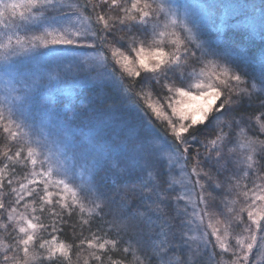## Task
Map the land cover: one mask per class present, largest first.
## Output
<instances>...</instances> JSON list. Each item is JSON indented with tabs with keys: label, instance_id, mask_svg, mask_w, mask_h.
I'll return each mask as SVG.
<instances>
[{
	"label": "snow or ice",
	"instance_id": "6c2138e0",
	"mask_svg": "<svg viewBox=\"0 0 264 264\" xmlns=\"http://www.w3.org/2000/svg\"><path fill=\"white\" fill-rule=\"evenodd\" d=\"M219 7L207 0L182 6L171 0L0 3L7 37L0 42V72L11 78L10 95L0 104V229L8 234L0 237V264H77L84 245V264H205L209 246L210 259L221 257L215 264H253L254 250L264 260V58L236 60L217 42L210 21ZM258 27L264 38V17ZM13 28L24 35L14 40ZM67 48L79 54L63 55ZM74 69H102V85L112 87L119 107L63 110L41 94L48 87L44 72L64 83L75 79ZM254 100L259 107L248 112ZM209 128L215 137L199 141ZM193 142L203 143V156L198 148L190 152ZM229 164L236 171L226 187L235 198L213 220L206 185L225 187L211 168L220 175ZM100 169L139 185L138 205L127 203V192L105 196L95 176L83 182L84 173ZM177 169L184 180L175 179ZM73 214L79 243L54 235ZM45 232L51 239L40 235ZM121 250L124 256L114 258Z\"/></svg>",
	"mask_w": 264,
	"mask_h": 264
},
{
	"label": "trees",
	"instance_id": "16d2710c",
	"mask_svg": "<svg viewBox=\"0 0 264 264\" xmlns=\"http://www.w3.org/2000/svg\"><path fill=\"white\" fill-rule=\"evenodd\" d=\"M233 1H234L233 2L234 6L231 7L236 8L234 12L229 11V9L226 12L224 8L219 7L212 13L211 21H210V31L214 36V38H216L218 43H221L228 48L229 52L233 55L234 59L240 60L241 58H246L249 63L255 64L259 59L264 58V38H262L261 32L258 27L259 21L261 20L262 17H264V0H233ZM200 2H202V0H198L197 3ZM222 2L223 4L225 3L224 1ZM254 2H258L262 4V9L260 10V13H255L254 11H251L250 4ZM222 11L225 12L223 16H221L223 13ZM254 25L256 27H253ZM65 50L68 51V49ZM69 51H75V50H69ZM117 71H119L118 68ZM101 72L102 69L83 71L80 73L79 76L77 75L78 77L76 76L75 79L70 80V82H64V83L60 82L58 83L59 84L58 86H53V87H60L58 88V90L51 89L50 92V88L49 89L46 88V89H42L41 94L50 95L52 99L55 101L56 107L63 110L69 108H76L77 111H84L85 109H94L97 112H102L113 105L119 107V101L116 99V93L113 91L112 87L108 85H102V81L100 78ZM124 79H125V86H127L128 78L125 77ZM136 90L138 91V89ZM60 91H62V93H60ZM0 104L2 103L0 102ZM141 104H143V101H141ZM259 104H260L259 100H254L252 103V107L248 109V112H251L255 108L259 107ZM245 107H247V105H245ZM88 114L91 115L92 113L89 112ZM243 114L246 116L248 113L246 112ZM153 120L155 121L157 127L160 128L162 132L163 129L161 128V121L157 120L154 116H153ZM249 134L251 135L253 133L250 132ZM259 135L261 139H264V134H259ZM214 137H215V131L209 128L204 132L200 133L198 140L206 143L209 139H212ZM4 142L5 141L3 138V133L2 130H0V147H3ZM193 144L194 147L190 149V152L194 154L195 149L198 148L201 156H203L205 154V148L203 146V143L193 142ZM13 151H15V146H13ZM212 169L215 179L222 182L225 185V187L219 188V191L214 192L213 191L214 189L212 187V181H208L206 185V190L212 193L211 195L213 196L212 198L216 197L219 205L218 213L226 212L225 205L235 198L234 192L230 191L229 194L226 192L228 190V188L226 187L227 177L231 173L235 172L236 169L233 165L229 164L227 170L223 171L222 174L220 175H217L215 167H212ZM23 171H24L23 169H18V174H22ZM189 171H190V166H189ZM96 174L98 175V177L95 178L96 179L95 183L99 188V190L105 194V196L113 197L117 193L127 192L128 196L130 197L127 200V203L129 205H138V196L141 194L139 185H133L131 183H128L126 185L125 183L117 182V178L110 171L106 169H100V171H98ZM165 178L166 177L161 178L162 187H166V185L162 183L163 179ZM123 179L124 178L121 177V180ZM205 179H206L205 177H201L202 182ZM175 187L177 192L181 190L180 188H177V186ZM133 189L135 190V194H133L132 191ZM9 191L10 190L7 188L6 185L4 189L5 194L2 197L6 206L12 200V197L8 194ZM143 191L147 193L149 190L144 189ZM117 202L119 203V200ZM181 204H183V202H181ZM19 208L20 211H23L22 204L21 206H19ZM169 211L174 213L175 209H170ZM43 219L45 223L49 222L50 218L47 213L43 214ZM64 219L67 220L68 223L63 225V231L55 233L54 235H57L60 239L65 240L67 242H72L73 240H75L76 243H79V239L81 237H80V225L77 215L73 214L71 217L65 215ZM111 219L112 217L108 213V209H105V221H110ZM50 231L51 230L49 229V232ZM40 235H42L43 238L45 239H51V236L47 232L41 233ZM83 235L84 236L89 235L87 228L84 229ZM110 235L113 238H116L115 230H113L110 233ZM6 236L7 238L4 236L3 229H0V237L4 239H8V234ZM209 239H213L214 242V238L209 236ZM193 245L195 246V244ZM83 248L84 251L82 252L77 264H84V260L87 257V252H88L87 246L84 245ZM212 251L213 249L211 248V246H209L208 256L203 257L205 264H215L216 261H219L221 259V257L219 256L212 257L210 259ZM216 251L219 252V249H216ZM75 252L76 250L74 249L72 254V259L74 261L77 260ZM0 255H2V253H0ZM123 256L124 254L122 250L120 252L113 253V257L116 259H120ZM227 258H228V254H225L223 259L226 261ZM127 259L128 260L132 259L130 254L127 256ZM195 259L198 260L200 259V257H196ZM250 260L253 262V264H264V260H261V257L259 254L256 253V250H254V255L250 258ZM90 264H94V262H90Z\"/></svg>",
	"mask_w": 264,
	"mask_h": 264
},
{
	"label": "rangeland",
	"instance_id": "374dc122",
	"mask_svg": "<svg viewBox=\"0 0 264 264\" xmlns=\"http://www.w3.org/2000/svg\"><path fill=\"white\" fill-rule=\"evenodd\" d=\"M222 1H224L225 3L223 4V2ZM13 2H17V0H0V3H13ZM171 2L173 3V4H175V5H178V6H182V5H184V4H192V3H197L198 2V0H171ZM207 2L208 3H210V4H217V5H223V7L222 8H224L225 10H226V12L228 11V9H229V11H232V12H234V10L236 9V8H232L231 6H234L233 4V0H207ZM225 5V6H224ZM250 9H251V11H254L255 13H260V10L262 9V4L261 3H258V2H254V3H252V4H250ZM20 11H22V9H18L17 10V13H16V19H17V22L19 21V12ZM223 12V11H222ZM225 14V12H223L222 13V15L221 16H223ZM2 32H3V28H2V25H0V42H6V39H7V37L5 36V35H3L2 34ZM8 34L9 35H13V39L15 40V35L16 34H19V35H24V30L23 29H20V30H17V29H15V28H13V29H11L9 32H8ZM68 49V51L67 50H64L63 52H62V54L63 55H65V56H67V57H69V58H71L72 56H75V55H78L79 53L76 51H69V50H73L72 48H67ZM43 51V50H42ZM44 60L42 59L41 60V63L43 62ZM93 63H95V62H97L96 60H93L92 61ZM81 72H83V71H76L75 69L73 70V75L76 77L77 75L79 76L80 75V73ZM43 75H44V83H46V84H48V87H47V89H49L50 88V92H51V89L53 90V89H57L58 90V88H60V87H53V86H58L59 84L58 83H60V81L59 80H50V74H48V73H43ZM77 76V77H78ZM9 79H11L10 77H6L5 75H4V73L3 72H0V102L3 104V102L5 101V98H6V96L7 95H10V90H9V86H8V84H7V81L9 80ZM48 91V90H47ZM50 92H48V93H50ZM60 93H62V91H60ZM59 96H61V95H59ZM106 118V117H105ZM107 119V118H106ZM44 123L45 124H47V120H44ZM213 169L211 168V174L214 176V173H213V171H212ZM100 171V170H99ZM98 171H96V172H89V173H84L83 174V182L84 183H90L91 181H92V177L93 176H95V178H97L98 177V175L96 174ZM175 179L176 180H184L185 178H183V177H181L180 175H179V169H177V171L175 172ZM96 180V179H95ZM75 181H77V182H75ZM74 182L76 183V184H80L81 183V179H80V177L79 176H77V179L75 180ZM177 186V188H180L181 189V186L179 185V184H177L176 185ZM212 187H213V191L215 192H217V191H219V189H216L215 188V186H214V183L212 182ZM228 194H229V190H227L226 191ZM207 193H208V191L206 190V192H205V198H206V200L208 201V210H209V212L210 213H213L214 215H213V220H215V218H216V216L219 214L218 213V201H217V199H216V197H214V198H212L213 196H211V197H209V196H207ZM195 198V197H194ZM201 207H204L203 205H201ZM227 210V209H226ZM221 213V212H220ZM3 218H5L6 219V216L4 215V217ZM208 223V220L206 219L205 220V224H207ZM211 231V230H210ZM3 232H4V236L7 238V233L3 230ZM194 235H197V236H199V233H193ZM195 244V243H194ZM193 247H195L194 245H193ZM21 255H22V253H21Z\"/></svg>",
	"mask_w": 264,
	"mask_h": 264
}]
</instances>
